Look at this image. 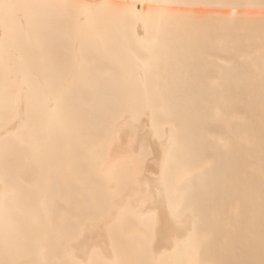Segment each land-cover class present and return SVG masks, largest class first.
I'll list each match as a JSON object with an SVG mask.
<instances>
[{
  "label": "bare ground",
  "instance_id": "6f19581e",
  "mask_svg": "<svg viewBox=\"0 0 264 264\" xmlns=\"http://www.w3.org/2000/svg\"><path fill=\"white\" fill-rule=\"evenodd\" d=\"M0 264H264V0H0Z\"/></svg>",
  "mask_w": 264,
  "mask_h": 264
}]
</instances>
